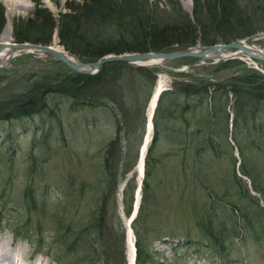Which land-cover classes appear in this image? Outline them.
<instances>
[{
    "label": "rangeland",
    "instance_id": "obj_1",
    "mask_svg": "<svg viewBox=\"0 0 264 264\" xmlns=\"http://www.w3.org/2000/svg\"><path fill=\"white\" fill-rule=\"evenodd\" d=\"M67 1L70 0H0V11L3 12L0 33L9 20V42L15 43L12 29L17 17L30 18L35 8L39 7L50 11V15L55 18L57 13L65 11L64 5ZM153 1L159 7L169 8L166 0ZM176 1L192 21V0ZM259 16L261 17V14H258ZM157 18L156 15L155 19ZM257 24L256 21L253 28ZM235 32L242 35L237 36V39H244L264 52V37L252 39L250 35L253 34H245L246 31L241 28ZM257 32L261 30L254 34ZM54 38L53 34L50 44L56 42L62 49L57 37L55 40ZM1 44L3 43L0 42ZM196 45L202 46L198 41L194 43V46ZM230 50L233 51L226 48L223 52L226 54ZM69 54L77 58L70 52ZM220 62H227L226 67L222 68ZM164 64L173 70L183 69L173 72L168 68L151 66L159 70L154 77V83H157L160 76L165 80L164 92L168 93L166 97L170 102L168 109L171 112L167 117L169 124L177 127L176 124L180 123L181 131L194 127V124H182L179 113L181 109H178V105L183 101L181 98H174L175 81L180 86L185 82L195 84L197 81H209L208 90L204 95L205 104L215 113L224 111L228 121L232 123L233 118L239 120L240 115L248 108L238 105L239 98L235 99L233 92L227 91L223 94L221 88L214 90L213 85L218 82L227 84L232 77L247 68L264 74L263 59H249L240 53H237L236 57L230 56L215 62L211 58L201 60L199 57L184 56L168 60ZM175 72L181 74L176 75ZM73 73L76 72L62 62L53 61L48 55L17 53L14 57L7 58L0 63V112L15 110L13 107H16L17 102L28 96L23 95L22 91L28 87L35 88L38 80L43 79L48 83L43 88L48 85L56 87L61 77L66 78ZM105 89L101 87L100 91ZM117 94L118 91L115 95ZM211 94H214V98ZM52 96L51 93L47 95L48 99ZM48 99L38 105L40 108L34 106L32 110H36L29 117L11 115L8 120L0 119V239L6 240L8 244L6 252L12 256L15 254L16 262L20 263L26 260L33 263L40 256V264H83V258L76 260L74 257L86 253L77 245L81 242L83 245L87 243L82 237H79L82 241H75L73 245L76 246L70 247L67 253L63 252V245L70 240L74 241L77 228L86 225L88 220L90 222V216L98 213L100 207H104L96 245H101L105 257L111 256V264H122L124 259L123 264H126L129 249L125 238L127 231L124 237L120 225L113 222L111 226L106 214L109 215L115 210L114 213L120 218V222L127 220L121 203L122 191L127 182L136 184V172L139 170L135 164L124 172L125 167L122 166L117 168L114 175L103 172L107 174L104 177L101 165L106 142L116 136V126L123 123L117 109L118 104L115 101L109 102L106 97L105 105L92 108L87 105H72L71 101L69 103L60 95L59 98ZM176 115L180 117L179 121ZM183 115L190 117L191 113ZM256 115L251 128L250 125H246V128L240 124V127H232L229 124L226 135L222 131L223 124H220L219 132L213 129V142L221 152L219 154L218 150L217 154L207 155L196 167L192 165L190 152L182 148L183 142L179 143L177 137L172 134L168 137L167 134L162 135V132L157 135L156 144L153 145L156 160L151 167L150 198L146 205L147 210L152 209L156 217V233H161L160 238L151 237L149 247L157 257L166 259L165 264H264V237L260 236L256 241H252L248 231L239 243L232 238L233 241L236 240L235 245L231 243L232 247L225 237L223 241L226 246L217 252L220 246L213 245L194 224L196 218H200L201 224L208 226L210 222L212 229L224 227V232L230 233L234 216H239L243 222V211H247L246 215L253 221L252 224H255V219L264 224V218L255 215L259 212L254 210L264 209V104L260 105ZM241 127L245 128L240 130ZM119 128V158L125 159L126 164L138 154L136 144L140 133L137 127L133 129L127 141L129 150L124 154L126 135L124 128L120 125ZM204 128L209 129L207 126ZM237 130L240 131L237 133ZM150 131L147 145L151 143L153 127ZM177 131L173 130L176 136ZM253 170L258 171V174H254ZM230 174H233L240 188L229 180ZM238 189L245 191L243 198H239ZM212 192H217L218 197L210 202L208 196ZM104 194L107 201L102 205ZM139 194L141 195V189ZM172 232L177 235H172ZM184 233L188 236L182 235ZM47 250L58 257L59 261L51 262V255ZM99 260L102 261L100 257Z\"/></svg>",
    "mask_w": 264,
    "mask_h": 264
},
{
    "label": "trees",
    "instance_id": "obj_2",
    "mask_svg": "<svg viewBox=\"0 0 264 264\" xmlns=\"http://www.w3.org/2000/svg\"><path fill=\"white\" fill-rule=\"evenodd\" d=\"M166 3L169 5V8L159 7L153 0L149 3L147 0H70L64 5L65 11L57 13L55 18L45 8L36 7L34 14L30 18L19 19L17 17L14 20L15 25L12 29L13 39L20 42H39L46 45L51 43L52 35L56 34L57 41L64 51H69L77 58L89 62L91 60L96 61L102 54H119L124 51H171L173 49L194 46L196 41L201 45H213L217 41L225 43L235 39L237 36H242L237 35L235 32L239 28L246 31L245 34H254L256 31L264 30V0H192V21L188 13L181 10L178 1L166 0ZM258 14H261V17H258ZM156 15L158 16L157 19H155ZM2 16L3 12L0 11V26L3 25ZM256 21L258 24L253 28ZM228 61L232 60L228 59ZM223 63L220 62L219 64L222 68L227 65V62ZM158 71L154 67H140L135 64L127 65L125 62L104 63L97 74L89 75L76 72L66 78L60 76L61 78L59 77L60 80L55 87L56 90L47 94H53L49 99L59 98L60 95L61 98H64L69 103L71 101L72 105H87L89 108L105 105L107 100L109 102L115 101L118 104V112L121 114L120 119L123 123L119 125L124 128L126 143L133 129L137 127L140 135L136 146H139L141 143L140 139L144 135V125L146 122L144 117L145 103H147L148 94L152 91V86L155 82L154 77ZM179 73L175 72L176 75ZM209 83V81H206V83L197 81L195 84L185 82V84L180 86L179 83L177 85L176 81L174 82V98L177 100L181 98L183 101L182 104L179 103L178 105V109H181L179 113L182 124L186 126H189V122L194 124V127H187L183 131L179 128L180 123L176 124L177 127L169 124L167 117L171 112L168 109L167 91L161 92L158 96V103H156L155 112L152 116L154 134L151 137V143L146 148V156L144 157V177L141 183L142 196L139 201L136 217L130 221V227L133 229L132 232L135 238V261L133 264H165L166 260L157 257L155 252L149 247L151 237H161V233H156L157 228L154 225L156 217L153 215V210L150 208L147 210L146 205L150 198L149 187L151 184L149 183V177L152 175L151 167L154 166L156 160L154 159L155 152L153 145L156 144L157 135L162 132V135L167 134L170 137L172 134L180 140V142L178 141L179 143L183 142V146L185 147L182 146V148L190 152V158H193L192 165H195V167L198 164L200 165L202 158H206L207 155H213L219 150L214 143L213 129L219 132L221 129L220 124H223L222 131L226 135L225 131L228 130L229 121L224 111H217L215 113L211 107L209 108L205 104L204 95L208 90ZM47 84L43 79L38 80L37 86L31 88L34 98L40 97L42 88ZM213 86H215L214 90L221 88L223 94L227 91L233 92L236 96L235 99L239 98L238 105L241 108L246 106L248 108L244 114L240 115L239 120L233 118L232 127L243 125L247 128L246 125H250L251 128V125H254V119L257 118L256 113L260 105L264 104V74L252 68H247L244 72L232 77L227 84L218 82ZM101 87L106 88L105 91H100ZM125 87H127L126 90ZM116 91H118L117 95H115ZM130 91L132 93H129ZM211 97L214 98V94H211ZM40 99L37 102L26 104L25 107H14L16 109L14 112L12 110H7L6 113L0 112V119L8 120L11 118V115L17 114L20 116L24 114L23 116L29 117L34 112H32L34 106L42 104V101H45L48 97L46 95L40 97ZM187 112L191 113L190 117L189 115L184 117L183 114ZM176 116V119L180 118L178 115ZM119 125L116 126V136L108 140L104 147V159H102L101 163L103 166L102 173L106 171L110 175H114L117 168L123 166L125 167L123 171L126 172L135 166L136 157L126 164L124 163L125 159L119 158L121 156L117 143L120 134L118 133L120 130ZM205 126L209 129L204 128ZM244 128L241 127L240 130ZM177 129L180 131H177ZM173 130L178 132L177 136L173 133ZM240 130H237V133ZM233 131L235 135V130ZM188 145L189 147L187 148ZM128 146L127 143L124 147V154L129 150ZM244 172L246 174L249 173L248 171ZM253 173L258 174V171L253 170ZM103 174L106 177L107 174ZM194 177L196 178L195 175ZM229 180L236 187L240 188L238 181L235 177L233 178V174H230ZM135 187L131 182H127L122 191L123 197L121 203L125 209V216H128L130 209H132L131 202L134 197L133 190ZM244 193V190L238 189L239 198H243ZM216 196L217 192H212L208 196L210 202ZM103 197L102 205L107 201L106 194ZM212 205L209 206V209L212 208ZM100 208L98 213L90 216V222L88 220L86 225H81L77 228L75 233L76 239L74 241L70 240V242H66L63 245V252L67 253L70 247L74 248L76 246L73 245L75 241H82L79 239V237H82L87 243L83 245V242H81L77 245L80 247L79 249L86 251V253L82 256L78 255L74 257L76 260L83 258L81 259L83 264L112 263L111 256L105 257L106 254L101 249V245L99 243L96 245V236L100 231L99 228L103 220L102 213L104 211V207ZM254 210L259 212L255 215H260L264 218V209L256 208ZM114 211H111L109 215L106 214V218L109 219L111 226L113 222L119 224L123 235L125 229ZM246 212L243 211L242 214L243 222H241L239 216H234L232 226H230V233L228 231L225 233L224 227H220V230L216 228L212 229L213 226L210 222L208 226L201 224L200 218H196L194 224L197 226L198 231L201 234L204 233L206 235L204 236L208 237L213 245L220 246L217 249L218 252L226 246L223 241L225 237L228 243L230 242L229 245L231 247L235 245L236 240L239 243L241 237L249 232V239L252 241H256L260 236L264 237V224L256 219L255 224H252L253 221L249 220ZM172 235L177 234L172 232ZM182 235L188 236L185 233ZM232 238L236 240L233 241ZM122 239L124 241V238ZM47 253L51 255L49 256L51 262L59 261L58 257L56 258L49 251ZM99 257L102 261L99 260ZM124 261L122 264L125 263Z\"/></svg>",
    "mask_w": 264,
    "mask_h": 264
},
{
    "label": "water",
    "instance_id": "obj_3",
    "mask_svg": "<svg viewBox=\"0 0 264 264\" xmlns=\"http://www.w3.org/2000/svg\"><path fill=\"white\" fill-rule=\"evenodd\" d=\"M252 38H257L259 36L264 37V32H257V34H253L250 35ZM12 49H20L16 52H20V53H30L32 55L35 56L34 53H32L31 49H38L41 50V52H44L45 55L52 57V59L54 61H61L65 64L66 67H69L70 69L74 70V72H82L85 74H90V73H97L100 70V67L102 64L104 63H110V62H116V63H121V62H127L128 64H136L137 66H153V65H158L159 67H164V68H168L169 70H171L170 67L166 66V65H161L159 63H163L165 61H170L173 60L174 58H184V56H190V57H199L200 59H205V58H211V60H216L221 58V51L226 49V48H231V49H237L238 52H241L242 54H245L246 56L248 55V57L253 58V60H258V59H263L264 60V52L262 50H260L259 48H255L252 47V45L249 44H244L242 42L241 39H237L233 40V41H228L225 43H220L217 42L214 45H210V44H204L203 46L197 45L194 47H185L183 49H173L171 51H163V52H158V51H141V52H137V51H132L131 53H126V51L124 52H120L119 54L116 53H110V54H102L96 61L95 60H91L89 62H85L82 61L78 58H72L70 56H67L69 54V52H65L62 51V49H55L54 47H52V44H42V43H32L30 41H25V42H20V41H16L15 43H11L10 44ZM4 48L2 47V45H0V50ZM31 48V49H29ZM214 53L215 55H211L210 53ZM15 54H9L8 57H12ZM7 57V58H8ZM152 59H158V63H153L148 64V62H146L147 60H152ZM1 63V62H0ZM176 71H182L183 69L180 68H176ZM52 86H48V88H46L45 90L51 89ZM159 92H162V90L158 89H154V92L151 93V96L149 98L150 101H152V98L155 99L156 101V97L158 95ZM154 105V104H153ZM153 112V110H152ZM151 112V114H152ZM149 114V116L151 115ZM148 121H149V117H148ZM150 122V121H149ZM146 146V142L143 140L142 146L139 147V151L140 148L145 149ZM143 167V164H142ZM141 167V170H142ZM140 181V180H139ZM138 188H140V185H138ZM138 190V189H137ZM133 209L131 210L130 214H129V218L126 222V225H128L129 221L134 217L133 215L136 213V210L138 209L137 206V202L134 201L133 204ZM132 229V228H131ZM133 238V235H132ZM134 239V238H133ZM134 241V240H133ZM133 241H132V262L131 264L134 262V246H133Z\"/></svg>",
    "mask_w": 264,
    "mask_h": 264
},
{
    "label": "bare ground",
    "instance_id": "obj_4",
    "mask_svg": "<svg viewBox=\"0 0 264 264\" xmlns=\"http://www.w3.org/2000/svg\"><path fill=\"white\" fill-rule=\"evenodd\" d=\"M9 32H10V25H9V20H8L7 23L5 24L4 28L2 29L1 33H0V42L4 44V45L1 44L2 47H4V48H2L0 50V62L1 63H3L7 59V57H8L9 54H17V53H20V52H16V51H18L20 49H17V48L12 49L11 48V46H10L11 43L9 42V37H10V33ZM54 40H55V38H54ZM243 42H245V40H243ZM245 43H247V42H245ZM52 47H54L55 49H57V48L60 49L57 46V43L56 42L52 43ZM29 49H31V48H29ZM31 51H32V53L35 54V56L36 55L45 56V53L44 52H41V50L31 49ZM223 51L224 50H222L221 53H220L221 54V58L226 59V57H228L229 53H226L225 54ZM210 54L212 56L215 55L213 52L210 53ZM67 56H70V57L73 58V56H71L70 54H68ZM158 61H159L158 59H152V60H149V61L147 60L146 62H148V64H151L152 65L153 63H158ZM161 77L162 76H160V78L158 79L157 83L154 84V87L153 88L156 89V90H158V89L163 90L164 89V86H165L164 85L165 84L164 82H165V80L163 78H161ZM153 104H155V99L152 98V101H149L147 103V109H146L147 110V114H146V118H148L149 117V114H151V112H152L151 109L153 107ZM29 110H30V107H29ZM9 111H11V110H9ZM32 112H33V110H32ZM18 113H19V111H18ZM17 115H19V114H17ZM150 124H152V123L151 122H148L146 124V127H145L146 135L144 136V139L143 140L146 142V145L148 144L147 141H148V138L150 137L149 135L151 134ZM144 154H145L144 153V149L143 148H140L139 155H138L137 162H136V164H137L136 166H137V169L139 171H140V167H142L141 161H142V158L144 157ZM138 197H139V195H137V199H138ZM125 238L127 239L126 240V245L129 248L128 249V252H127L128 262L126 264H131V262H132L131 256H132V251H133V248H131V242L133 241V238H132V233H131V228L130 227H127V237H125ZM7 246H8V244H7L6 240L1 241V239H0V264H4V263L6 264V262L8 264H40L39 263V260H40V258H42L40 256L38 258H36L33 263H31L28 260H26V261L23 260L24 262H21V263L20 262H16V259H15L16 256H15V254H14V256H12L10 254H7V252H6V247ZM7 250H8V247H7Z\"/></svg>",
    "mask_w": 264,
    "mask_h": 264
},
{
    "label": "flooded vegetation",
    "instance_id": "obj_5",
    "mask_svg": "<svg viewBox=\"0 0 264 264\" xmlns=\"http://www.w3.org/2000/svg\"><path fill=\"white\" fill-rule=\"evenodd\" d=\"M31 88L32 87H28L27 89H25V91H23V95L24 94H26V95H28L27 96V98H24L23 100H26V101H19V102H17V104L15 105L16 107H23V106H25L26 104L28 105V104H31V103H34V102H37V100H39L40 99V97H43V96H46V95H48L47 93H49V92H53V91H55V89H53V90H49V92H45L44 94H43V92L41 91L40 93V97L38 96V98L37 97H35L34 98V95H33V91L31 90ZM43 90V89H42ZM22 109H24V108H22Z\"/></svg>",
    "mask_w": 264,
    "mask_h": 264
}]
</instances>
